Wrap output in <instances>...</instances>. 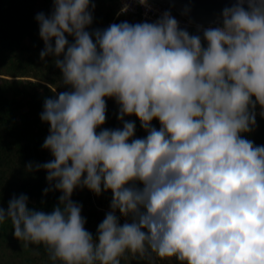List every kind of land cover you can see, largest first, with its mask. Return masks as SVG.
I'll use <instances>...</instances> for the list:
<instances>
[{"label":"clouds","instance_id":"1","mask_svg":"<svg viewBox=\"0 0 264 264\" xmlns=\"http://www.w3.org/2000/svg\"><path fill=\"white\" fill-rule=\"evenodd\" d=\"M96 8L53 0L36 13L40 57L66 87L40 112L52 158L26 168L46 171L45 197L61 194L50 210L13 194L0 223L11 218L19 240L62 264H122L129 252L147 264H264V143L250 138L264 117V0H233L195 31L171 8L93 26ZM107 98L121 126L103 127ZM85 187L112 193L95 234L73 199Z\"/></svg>","mask_w":264,"mask_h":264},{"label":"trees","instance_id":"2","mask_svg":"<svg viewBox=\"0 0 264 264\" xmlns=\"http://www.w3.org/2000/svg\"><path fill=\"white\" fill-rule=\"evenodd\" d=\"M53 0H0V203L5 207L13 194L27 193L30 206L51 209L58 202L59 190L49 192L45 197L43 189L48 185L46 171L30 172L26 168L29 161H46L52 158L50 150L42 147L50 125L40 117L44 97L63 91L61 70L51 57L42 59L40 51L44 41L39 34L36 13L50 12ZM95 22L93 26L104 27L109 23L127 19L142 21L141 14L119 13L120 0H96ZM195 31L194 29H190ZM108 99V119L103 127L121 126L118 120L117 104ZM137 121V135H145L138 117H128ZM259 127L250 134L256 143H264V117L258 116ZM159 127V120H154ZM112 193L106 191L97 195L88 188L77 189L73 199L83 202V214L87 216L86 227L94 234L97 225L104 218L105 208L110 207ZM46 199L47 203L43 201ZM14 240L34 252L42 264H62L52 261L43 243L25 245L14 235L11 218L0 223V249L4 243ZM1 257V255H0ZM122 264H141L128 254L122 257ZM7 264L18 263L14 260ZM30 264V263H28Z\"/></svg>","mask_w":264,"mask_h":264},{"label":"water","instance_id":"3","mask_svg":"<svg viewBox=\"0 0 264 264\" xmlns=\"http://www.w3.org/2000/svg\"><path fill=\"white\" fill-rule=\"evenodd\" d=\"M175 10L189 18L202 24H210L216 21L221 14V10L226 4H231L233 0H155ZM190 5V11L185 14L184 6Z\"/></svg>","mask_w":264,"mask_h":264},{"label":"rangeland","instance_id":"4","mask_svg":"<svg viewBox=\"0 0 264 264\" xmlns=\"http://www.w3.org/2000/svg\"><path fill=\"white\" fill-rule=\"evenodd\" d=\"M110 207H106L105 210H109ZM123 221V217H122ZM129 256V259H133V254L131 252L127 253ZM0 264H7L9 262H12V260L21 263L25 262L26 264H42V260L38 258V256L32 252L27 251L24 245L21 243L9 240L6 243H4L3 248L0 249ZM170 260L174 262V258H157V264H170ZM132 264H135L134 261H131ZM141 264H147L146 261H140Z\"/></svg>","mask_w":264,"mask_h":264},{"label":"built area","instance_id":"5","mask_svg":"<svg viewBox=\"0 0 264 264\" xmlns=\"http://www.w3.org/2000/svg\"><path fill=\"white\" fill-rule=\"evenodd\" d=\"M124 2L125 0H120L121 7ZM151 2L154 4V9L149 11L147 16L145 15L146 8L142 4L139 3V0H131L132 8L126 13L141 14V16L144 19L152 20V19H155L164 9L171 8L173 14L177 16V18L182 22V24H185L190 29L192 28L195 30V23H198V22L191 21L189 18H187L186 16H184L183 14H181L180 12H178L171 6L164 5L155 0H151ZM120 9H119V12H120ZM205 25H208V24H205Z\"/></svg>","mask_w":264,"mask_h":264}]
</instances>
